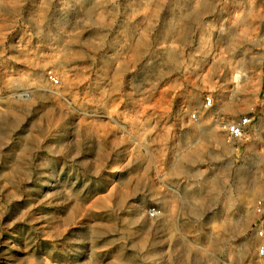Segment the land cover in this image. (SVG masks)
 Returning a JSON list of instances; mask_svg holds the SVG:
<instances>
[{
  "label": "rangeland",
  "instance_id": "1",
  "mask_svg": "<svg viewBox=\"0 0 264 264\" xmlns=\"http://www.w3.org/2000/svg\"><path fill=\"white\" fill-rule=\"evenodd\" d=\"M262 197L264 0H0V264H264Z\"/></svg>",
  "mask_w": 264,
  "mask_h": 264
},
{
  "label": "built area",
  "instance_id": "2",
  "mask_svg": "<svg viewBox=\"0 0 264 264\" xmlns=\"http://www.w3.org/2000/svg\"><path fill=\"white\" fill-rule=\"evenodd\" d=\"M50 81L57 83V79L50 76ZM212 98L210 96L204 99V108H210L212 106ZM191 119L197 121L195 114H191ZM256 118L250 115H244L231 121L222 123V129L224 131V137L226 143L230 145H236L244 141L247 137L251 127L256 126ZM254 213L256 215L254 222V234L258 239L264 240V197L257 199L254 202ZM150 216L157 214L156 210H149ZM258 253L260 256L264 255V246L258 247Z\"/></svg>",
  "mask_w": 264,
  "mask_h": 264
},
{
  "label": "crops",
  "instance_id": "3",
  "mask_svg": "<svg viewBox=\"0 0 264 264\" xmlns=\"http://www.w3.org/2000/svg\"><path fill=\"white\" fill-rule=\"evenodd\" d=\"M175 123H177V124H180V126H179V133H180V135H182V136H187V126H185L184 124H183V122H173V123H171V124H175ZM172 129V128H171Z\"/></svg>",
  "mask_w": 264,
  "mask_h": 264
}]
</instances>
